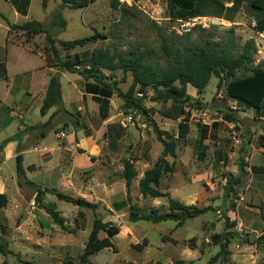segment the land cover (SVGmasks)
Instances as JSON below:
<instances>
[{
  "label": "rangeland",
  "instance_id": "rangeland-1",
  "mask_svg": "<svg viewBox=\"0 0 264 264\" xmlns=\"http://www.w3.org/2000/svg\"><path fill=\"white\" fill-rule=\"evenodd\" d=\"M15 6L18 15L14 14ZM121 6L112 9L110 0H95L85 9L74 10L63 7L60 0H47L45 7L42 0H0V91L5 92L1 81L17 67L16 51L13 58V53L8 55L7 47L11 50L14 42L25 43L44 55L46 44L45 33L27 38L22 33L8 32V24L29 20L42 23L60 56L79 54L80 70L88 64L89 54L96 51L141 54L149 63L162 64L159 31L185 43L201 39L228 42L233 37L237 50L245 42L215 17H212L217 19L214 24L205 28L195 26L188 33H180V21L170 17L167 0H133L131 6L126 5L130 12ZM56 11H60L65 27L52 25ZM96 33L103 38L68 53L60 45L62 41ZM255 47L253 65L264 64L263 46L255 44ZM97 74L108 83L119 81L118 87L123 92L132 83L129 72L123 80L120 70H101ZM246 74L242 70L236 75ZM26 78L22 73L15 77L13 104L0 102V145L15 136L12 146L7 143L0 149V186L3 187L0 193L7 197L6 206L0 209L1 236L11 251L6 256L0 254V264H82L79 256L95 217L118 226L119 233L111 238L114 249H104L88 257L84 264H176L177 261L221 264L217 257L220 243L213 241L217 236L227 239L230 264L263 262L264 243H259L258 238L264 234V115L231 100L224 82L218 86V79L211 77L200 95L188 85L185 115L175 120L161 116L170 102L153 100V91L146 89L143 106L155 123L152 124L137 110L125 113L116 94L102 109H98L96 98L80 101L82 77L61 70L59 82L64 104L53 107L45 120L40 115L41 106H36L23 122L17 118L20 108L16 107V101L26 99L22 91L26 88ZM183 118L187 120L188 134L185 140L177 142L175 157H166L173 165V172L162 175L158 189L184 205L211 209L181 226L173 221L156 224L129 221L132 205L140 215L169 211L168 197H143L138 181L162 155L159 135L166 141L176 139ZM39 120L44 122L42 127L22 131V125ZM61 133L65 137L59 138ZM203 134L206 139L198 146ZM17 153L22 156L23 175L16 171ZM218 154L222 155L221 161L217 160ZM128 159L132 160L137 176L127 191L118 174ZM241 161L246 164V174L240 185L230 188L228 180L238 175ZM25 180L47 190L41 205L35 203V189L25 184ZM55 193L84 198L96 207L78 208L57 198ZM43 206L59 213L64 229L52 221ZM232 221L235 226L229 224ZM98 237L104 238L106 234L99 232Z\"/></svg>",
  "mask_w": 264,
  "mask_h": 264
},
{
  "label": "trees",
  "instance_id": "trees-1",
  "mask_svg": "<svg viewBox=\"0 0 264 264\" xmlns=\"http://www.w3.org/2000/svg\"><path fill=\"white\" fill-rule=\"evenodd\" d=\"M63 7L74 10L85 9L95 0H60ZM47 0H42L45 7ZM169 15L173 20H186L193 17H215L226 21H233L236 14L240 10L241 2L235 0L230 7H225L220 0H167ZM112 9H117L119 3L117 0H110ZM251 6L264 13V0H252ZM125 12H130V8L126 5L121 6ZM65 21L60 11L54 13L52 19L53 26L65 27ZM231 30V29H229ZM8 32L22 33L27 38L34 37L45 33L46 44L44 46V56L46 66L54 68L57 71L64 70L69 73H76L85 81V92L96 98L99 108L102 109L104 103L116 94L122 100L121 109L127 111L137 110L144 114L147 120L155 124L153 119L149 117L148 111L143 106L145 99V90L153 91V100L169 101L170 107L161 112V116L167 119H178L185 115L184 107L189 100L186 94L188 85L196 89L200 95L204 87L208 84L211 77L218 79V86L221 82L225 83V91L227 96L236 103L243 104L247 107L254 108L257 112L264 115V64H254V54L256 47L253 40H246L240 50L236 49L234 38L231 37L228 42H220L210 39H201L192 43L178 42L172 36H167L163 31L158 32L160 40L159 53L160 63H149L143 55H123L108 54L106 52H91L88 57V64L84 65L80 70L82 62L78 53L72 57L66 54L60 56L59 50L55 46L54 39L45 31L42 23L29 20L20 24H8ZM178 37V36H177ZM103 35L96 33L92 36L84 37L73 41H62L60 45L67 53L73 48L84 46L87 43H95ZM179 39H188L187 37H178ZM101 70L123 72L122 80L129 72L132 76V83L127 91L123 92L118 87L119 81L112 80L106 82L97 73ZM246 71V75L237 76V72ZM139 94L141 96H136ZM100 100V103H99ZM195 103H199L198 100ZM61 104L60 82L58 73L51 75L43 98L40 115L44 116L53 107ZM189 128L186 118H183L178 124L177 138H169L164 140L160 135L158 140L162 144V155L155 164L146 170L138 181L139 192L143 197H168L169 211L165 213L151 212L149 214H138L136 207H130L128 215L129 221H147L151 223H160L165 221L176 222L177 226H181L185 221L194 219L197 216L208 212L210 207H197L194 205H184L174 199H171L165 192L158 189L162 175L173 172V165L166 160L167 156L175 157V149L179 140H185ZM15 136L7 138L0 145V149L7 143L14 141ZM205 135H200L198 146L203 145ZM206 149V148H205ZM203 155V153H202ZM16 171L18 174H24L22 167V156L17 153ZM217 160H222V155L218 154ZM246 164L242 161L239 165V173L236 176H230L228 185L234 187L240 185L242 177L246 174ZM125 182L127 191L130 188L132 179L137 176L132 160L128 159L123 162V168L118 174ZM25 184L33 186L35 189L34 201L38 205L42 204L43 195L47 193L46 189H42L32 182L25 180ZM55 196L66 202H71L78 208H88L94 210L96 204L88 202L84 198L73 199L72 197L55 193ZM7 204V197L0 193V209ZM47 214L55 224L64 229V220L59 213L48 206H43ZM79 216H82L79 213ZM228 218L226 222L228 223ZM235 226V221L229 223ZM0 254L6 256L11 253L8 244L1 236L3 228L0 226ZM104 232L106 237L99 238L98 233ZM119 233V227L111 222H103L100 218L95 217L92 224L91 232L84 245L83 252L79 256V262L86 263L88 257L99 253L104 249H114L111 238ZM222 239L223 242L219 240ZM215 243H220V252L218 258L221 264H230L228 262L229 252L227 250V239L217 236L213 239ZM259 243H264V234L258 238ZM176 264H187L177 261ZM264 264V255L263 262Z\"/></svg>",
  "mask_w": 264,
  "mask_h": 264
},
{
  "label": "crops",
  "instance_id": "crops-1",
  "mask_svg": "<svg viewBox=\"0 0 264 264\" xmlns=\"http://www.w3.org/2000/svg\"><path fill=\"white\" fill-rule=\"evenodd\" d=\"M220 1L224 4L225 7H230L232 6L235 0H220ZM239 1L241 2L240 10L236 14L233 21H226L221 19L220 22H224L225 24L229 25L228 28L233 29L236 35L238 36L241 35L245 41L253 40L254 44H258L259 46H263L264 48V13L254 9L251 6L252 0H239ZM13 9H14V14L18 15L19 11L16 8V6ZM28 9H29V5L26 10L27 11L26 16H23V18L25 19L27 18ZM11 45H12L11 50L9 49V47H7L8 52L10 51L8 55H10V53L12 55L13 53V58H14L15 57L14 51H16V57H15L16 64L15 63L14 64L17 66L16 67L17 70L15 68L13 74L10 76L6 74L4 79L1 81V83L2 82L4 83L5 92L0 91V102L13 104L15 101L14 99L15 95H12L13 92L12 90L14 89L15 77L17 75H20L21 73L23 75H27L28 78H26V88L22 90L23 92H25L26 99L23 101L22 99L16 101L17 102L16 107L20 108V110L18 109L17 118L24 122L25 120L24 118H27L26 117L27 114L32 109L36 108V106H41L51 75L54 73H58L59 75L60 71H57L54 68L47 67L44 55L41 54L39 51L33 50L30 46H27L25 43L20 44L14 42ZM44 70L46 71V74ZM90 82H91L90 80L89 81L83 80V91L82 92L78 91V93H80V101L82 102L84 99L90 100L93 97L92 94L85 92V83H90ZM60 90H61V85H60ZM60 96H61V91H60ZM61 103L64 104L62 97H61ZM63 107L65 108V106ZM51 109L46 113V115L43 116V120H45L46 117L50 115L49 113H51L50 112ZM80 109L81 108L78 107V110ZM43 120H39L37 123H32V124L27 123L26 126L22 125V131L25 130L27 131L35 127H42V125L44 124ZM107 125L108 124H105V127H107ZM40 135L41 137H43L44 133L41 132ZM8 144L12 146L11 144L13 143L9 142ZM2 190L3 187L0 186V192H2Z\"/></svg>",
  "mask_w": 264,
  "mask_h": 264
},
{
  "label": "built area",
  "instance_id": "built-area-1",
  "mask_svg": "<svg viewBox=\"0 0 264 264\" xmlns=\"http://www.w3.org/2000/svg\"><path fill=\"white\" fill-rule=\"evenodd\" d=\"M120 5H132L133 0H117ZM217 19L212 17H193L186 20H179V32L180 33H188L195 26H201L202 28L207 27L208 25L214 24ZM59 138L65 137V134H58Z\"/></svg>",
  "mask_w": 264,
  "mask_h": 264
}]
</instances>
